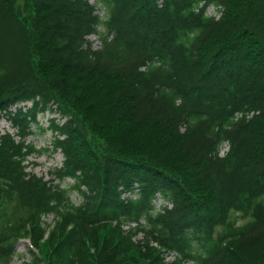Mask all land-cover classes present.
I'll use <instances>...</instances> for the list:
<instances>
[{
  "label": "trees",
  "instance_id": "16d2710c",
  "mask_svg": "<svg viewBox=\"0 0 264 264\" xmlns=\"http://www.w3.org/2000/svg\"><path fill=\"white\" fill-rule=\"evenodd\" d=\"M100 1L106 21L86 0H0V108L34 102L0 134V264L24 238V264H165L151 240L198 264H264V0ZM48 111L66 187L26 170ZM158 191L174 207L154 214ZM141 217L143 243L121 227Z\"/></svg>",
  "mask_w": 264,
  "mask_h": 264
},
{
  "label": "rangeland",
  "instance_id": "374dc122",
  "mask_svg": "<svg viewBox=\"0 0 264 264\" xmlns=\"http://www.w3.org/2000/svg\"><path fill=\"white\" fill-rule=\"evenodd\" d=\"M55 116V114L46 113L43 115L40 114L39 118L41 120V125L47 126L48 125V119L50 117ZM2 126H4L5 130H12V126L10 125L9 120L0 119ZM35 130V133L30 135L28 137V141L32 142L36 148L42 149V151L37 152L33 155H30L28 157V170L33 171L37 173L38 175H43L46 178H49L51 176L50 169L61 165L63 160V155L60 151H53L52 147V134L50 130H47L45 132L41 131L40 127H33ZM73 180L70 178H67L65 181L61 183L62 186H68L69 182H72ZM55 182H58L56 180ZM71 197L74 203H79L80 198L77 195L76 191L71 192ZM241 214L234 213V217H239ZM45 219L48 222H52L53 220V214H49L45 217ZM246 219L238 218L239 223L243 222ZM32 259L31 251L29 250V241L28 240H22L20 243H18L16 254L13 256L12 263L13 264H24L25 262H29ZM33 261V259L31 260ZM95 264V263H94Z\"/></svg>",
  "mask_w": 264,
  "mask_h": 264
}]
</instances>
